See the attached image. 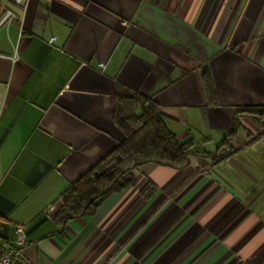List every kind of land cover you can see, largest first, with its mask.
Here are the masks:
<instances>
[{"label":"crops","instance_id":"crops-1","mask_svg":"<svg viewBox=\"0 0 264 264\" xmlns=\"http://www.w3.org/2000/svg\"><path fill=\"white\" fill-rule=\"evenodd\" d=\"M118 87L213 153L241 107H264V0H0V234L16 264H264V133L245 115L231 154L145 163L92 215L54 221L124 138Z\"/></svg>","mask_w":264,"mask_h":264},{"label":"trees","instance_id":"trees-1","mask_svg":"<svg viewBox=\"0 0 264 264\" xmlns=\"http://www.w3.org/2000/svg\"><path fill=\"white\" fill-rule=\"evenodd\" d=\"M202 82L208 103L216 105V91L207 71L202 74ZM113 99V120L124 138L61 194L60 203L51 214L59 225L72 218L92 215L108 195L134 184L133 172L145 163L183 168L189 164L190 157L217 160L231 154L234 151L232 142L242 126L238 119L241 115L263 129L256 137L264 133V107H241L229 131L215 151L209 153L192 149L191 141L180 145V137L158 116L157 104L151 97L118 87ZM155 190V184L148 180L139 192L147 199ZM0 244L11 252L12 258L17 255V249L7 244L1 234Z\"/></svg>","mask_w":264,"mask_h":264},{"label":"built area","instance_id":"built-area-1","mask_svg":"<svg viewBox=\"0 0 264 264\" xmlns=\"http://www.w3.org/2000/svg\"><path fill=\"white\" fill-rule=\"evenodd\" d=\"M16 1L19 4L24 3V0H16ZM100 66L103 67V65H100ZM15 231H16V236H15L14 243H15V246L19 248V247H22L26 243V239H25L23 229L21 226H17ZM0 264H16L14 258H12L11 252L8 251V249L3 247L1 244H0ZM19 264H22V263H19Z\"/></svg>","mask_w":264,"mask_h":264},{"label":"water","instance_id":"water-1","mask_svg":"<svg viewBox=\"0 0 264 264\" xmlns=\"http://www.w3.org/2000/svg\"><path fill=\"white\" fill-rule=\"evenodd\" d=\"M190 139H191V136L188 135V136H186V137L180 139V140H179V144H180V145H183V144L187 143Z\"/></svg>","mask_w":264,"mask_h":264},{"label":"rangeland","instance_id":"rangeland-1","mask_svg":"<svg viewBox=\"0 0 264 264\" xmlns=\"http://www.w3.org/2000/svg\"><path fill=\"white\" fill-rule=\"evenodd\" d=\"M215 148V147H214ZM212 150H214V149H212Z\"/></svg>","mask_w":264,"mask_h":264}]
</instances>
